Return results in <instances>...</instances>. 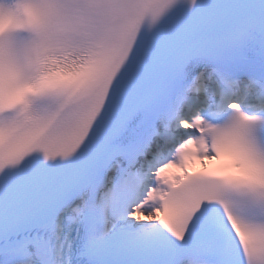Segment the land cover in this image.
<instances>
[{"label": "snow or ice", "instance_id": "6c2138e0", "mask_svg": "<svg viewBox=\"0 0 264 264\" xmlns=\"http://www.w3.org/2000/svg\"><path fill=\"white\" fill-rule=\"evenodd\" d=\"M247 17L0 0L5 264H44L53 238L58 264H264V22ZM223 157L234 172L188 171Z\"/></svg>", "mask_w": 264, "mask_h": 264}]
</instances>
